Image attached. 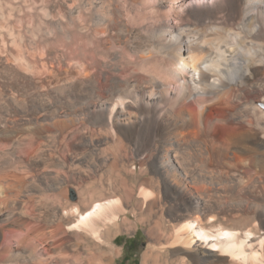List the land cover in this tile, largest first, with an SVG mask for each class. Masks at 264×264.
I'll list each match as a JSON object with an SVG mask.
<instances>
[{
	"label": "bare ground",
	"instance_id": "bare-ground-1",
	"mask_svg": "<svg viewBox=\"0 0 264 264\" xmlns=\"http://www.w3.org/2000/svg\"><path fill=\"white\" fill-rule=\"evenodd\" d=\"M206 1L54 0L50 7L21 6L18 24L11 19L0 24V55L34 79L49 74L57 96L67 100L71 124L81 114L94 128L88 129L93 140L82 137L86 155L71 162L72 169L84 164L93 174L78 202L48 196L38 201L30 194L4 208L0 187V264H45L46 258L56 264H114L122 254L114 241L139 224L150 238L143 264H264V202L233 194L248 175L264 178V106L254 99L261 94L264 102V0ZM30 22L33 36L27 34ZM190 100L196 113L187 106ZM213 107L233 111L227 116L239 121L218 119L214 128L220 140L195 159L173 156L169 147L175 149L191 129L203 132ZM48 108L58 113L57 102ZM10 112L26 110L12 102ZM58 116L54 126L66 127ZM108 124L117 134L113 144L93 136L96 127L99 135ZM25 126L39 127L40 134L44 129L29 117ZM145 126L156 127L162 165L170 167L167 177L178 191L168 207L156 177L139 182L126 177L135 163L122 159L123 132ZM21 132L7 120L0 122V138L10 140L0 149V169L14 159ZM78 146L71 142L73 154ZM104 167L107 177L100 173ZM224 172L233 177L227 199L220 186ZM205 183L220 186L214 189L220 195L214 197ZM47 184L36 188L47 194L53 186ZM24 203L30 215L39 204L56 212L20 243L3 247L13 218L27 214L19 211ZM32 235L45 243L47 255L27 245Z\"/></svg>",
	"mask_w": 264,
	"mask_h": 264
},
{
	"label": "rangeland",
	"instance_id": "rangeland-1",
	"mask_svg": "<svg viewBox=\"0 0 264 264\" xmlns=\"http://www.w3.org/2000/svg\"><path fill=\"white\" fill-rule=\"evenodd\" d=\"M211 1L214 0H210L206 2H211ZM53 2L54 0H0V12H2L0 13V24L3 22L4 23L7 22V20L9 19H11L12 22V23L10 22L11 24H15V25L18 24L17 16L20 13L21 6L50 7ZM13 8L15 10H13ZM10 9L13 11H11ZM9 11L10 13H8ZM28 26L29 27H27V34L29 36H33L32 34L33 33L32 30L34 28L33 23L31 22L28 23ZM6 57H7L6 55L4 56L0 55V122L7 120L9 125L15 127L16 129L22 132L17 144V150L14 154V159L9 164H7L8 166L6 165L4 168L0 169V187L1 189H3L7 198V199L5 198V201L2 202V206L4 208L5 207L8 208V206L10 205V201L15 199L21 198L22 200H27L29 199L30 194L38 201L43 199L45 196L46 197L48 196L54 199L60 198L61 200H66L67 198L70 201L78 202L80 200V193L83 191L85 184H87L86 182H88V180L92 178L91 177L89 179V177L93 176V174H89L87 172L86 168H84L85 167L84 164L80 165L81 166L80 168L72 169L71 162L73 156L74 157L78 156L82 158V156L84 157L86 155V150L84 146H82L84 143L83 140L94 139V138L92 139L91 138L92 135L88 133L89 132L88 129H90V131L92 132L94 128H92L90 123L86 121L84 122V119L81 114H79L77 120H75L71 124L70 120L72 121V116L70 113L67 100L61 99L60 97L57 96V93H55L54 84L52 82L53 79L49 74L48 75L46 74L45 77L40 76L38 77V79H34L32 75L30 76V74L24 73L19 69H17L16 66ZM54 57H55L54 54L53 56L47 55V59L49 60H52ZM59 59L61 61L62 60L65 61V58L63 57H60ZM75 89H76L75 91H77L79 94L82 91L80 86H76ZM254 99H256L258 104L264 106V102L261 94L256 95V97L254 96ZM191 101L192 100H190L187 103L190 104L187 106L193 112L196 113L197 110L195 109L196 108L195 103ZM12 102H17L22 109L26 110V113H24L25 116L22 115L23 113L17 115L14 112L13 113L10 112ZM56 102H57L58 113L55 115V112L48 107L50 104ZM218 107L217 108L213 107V109H210L209 113L206 116V123L203 132H200L199 130L191 129L189 130V133H187L186 137L181 139L180 144H178L175 147V149L169 147L170 153L172 152L173 156L179 153V155L182 156V158L186 157L191 161L195 159V157H197L196 153H200V151L206 149L208 145L209 146L213 145L215 138H217V136L215 135L214 127L220 123L218 119L222 117H227L226 119H229L228 121H233L236 118V117H231V118L228 117L233 111L231 112L228 109L227 110L218 109ZM61 110L62 112H60ZM94 111L95 109H92L93 113ZM222 113L223 114L226 113V116H224ZM56 116L60 117L66 122V127L59 129L54 126V121L56 119ZM27 117L32 118L33 121L36 123L44 125V129H43L44 132L42 130V134H40L39 127H36L35 129H30L27 126V128H24L26 127L25 123ZM234 121L238 122L239 120H237L236 118ZM97 128L98 127L95 128L96 133L99 132ZM154 128L156 127H152L151 129H149L147 126H145L139 128L138 131L127 130L126 132H123L124 135H122V139L125 141L127 145V149L123 150L122 159H124L126 163L127 161L128 163L129 161L135 163L133 169L131 168L132 175L131 173L128 174L124 170H123L124 171L123 174L125 176L128 174L126 177H128L132 182L133 181L139 182L141 179L145 178V176L154 177V178L156 177L155 179L159 181L160 187L162 189V195L164 196L163 197L164 205H167L168 207L170 202L174 198H176V194L178 193V191L171 189V185L167 177L168 170L170 167H163L162 165V160L160 157L162 156L163 148L160 142H155L153 136ZM24 129L26 131H24ZM103 130H104L103 133L100 132L99 135H96V133L93 135L95 136L96 139L102 140L100 143H103V141L108 140L110 144H113L118 140V138L116 137L117 136L116 131L111 127L110 124L104 125ZM33 131L35 132V135ZM85 134H86V138L83 139L82 137ZM152 139L154 142L152 141ZM219 140L220 138L217 141ZM8 141L10 142V140L6 137L0 138V149H4L5 147H7L9 144ZM73 141L77 142L80 145L78 146V149L76 150L74 149V151H76L75 152L76 154H73L71 150V142ZM184 141L186 142V144ZM184 146L187 148L185 149ZM190 152L193 154V156H190L191 154ZM12 162L13 163L15 162V164H13ZM139 164L140 165L143 164L142 168L145 164L147 165V166L145 165L146 166L145 171L147 175H143V170L142 168H140L141 166ZM217 166L220 169H222L221 165L216 164V167ZM213 168L215 169V167ZM102 172L104 175L103 174L101 175L106 177L110 173L108 172V169L105 167L101 170L100 173ZM222 176L223 177L221 178L223 179L221 180L220 186L223 189L221 190V193L225 192L223 194L227 199L229 196L228 193H231L230 192L231 188L229 187L228 183L231 182V179H233V177L227 172H224ZM248 176H249L248 181L245 184L246 188L247 187L249 188V189L247 188L248 191L245 190L246 188H243L245 186L243 185L242 187H240L241 190L240 188H235L233 194L236 197H240L246 201L248 199V202H250L251 199H252L251 202L252 201L264 202V178H260L257 176L251 177L250 175ZM42 181L44 182L45 185L47 183L53 185L52 188L48 191L47 193L48 195L40 193L39 190L36 188V185L41 183ZM216 186L217 185H214L212 183L202 184V187H204V189H207L208 191H211L214 197L220 195L215 192V190H217V188H220V186L217 188ZM226 187L228 190L226 189ZM24 205L25 203L22 205L19 211L20 212L23 211L27 213V211H25L26 209L24 208ZM35 212L36 215H30L28 213L26 215L17 214L13 218V223L11 227L13 229L12 230L9 229L10 231L5 232L4 238L1 242L3 247L9 246L10 245L9 243L12 242L15 244L20 243L22 238L28 233V230H32L37 225L44 224L43 223L44 220L47 221L48 219H52V217L48 215L54 214L56 210L52 208L50 211L48 208L46 209V207L39 204L36 205ZM223 218L224 215L222 214L218 216V219L220 221L223 220ZM133 220L136 221L135 218ZM1 224H3V222H0V226ZM66 231L70 232L69 230ZM67 232H65L64 234L62 233V235H66ZM149 243H150V238L147 234V228L143 224H139L137 229L134 230L132 233L129 234L124 233L120 235L118 240L114 241L113 245L117 250H120L122 254L116 259L114 264H143V255L146 252ZM27 245L28 246L30 245L31 247L38 249L42 254L47 255L45 250L46 249L45 243H43L40 239L34 238V235H32L30 239L29 238L27 239ZM46 259L47 260L45 264H56L54 263L53 260L49 258Z\"/></svg>",
	"mask_w": 264,
	"mask_h": 264
}]
</instances>
